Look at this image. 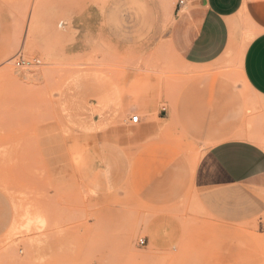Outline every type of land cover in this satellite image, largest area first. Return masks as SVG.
Listing matches in <instances>:
<instances>
[{
	"label": "rangeland",
	"instance_id": "rangeland-1",
	"mask_svg": "<svg viewBox=\"0 0 264 264\" xmlns=\"http://www.w3.org/2000/svg\"><path fill=\"white\" fill-rule=\"evenodd\" d=\"M177 2L0 0V264H264L263 190L201 189L195 181L168 208L183 227L181 240L159 250L140 244L156 211L128 189L95 193L82 178L86 164L96 162L82 155L97 144L80 142L61 111L73 77L101 71L131 96L152 94L161 107H174L197 74L169 44ZM254 35L243 29L237 46L211 71L243 89L247 127L264 134V103L240 70ZM133 116L142 113L127 117ZM161 135L189 155L196 171L207 147L174 126ZM257 140L264 145L263 137ZM142 145L127 143L129 156Z\"/></svg>",
	"mask_w": 264,
	"mask_h": 264
},
{
	"label": "crops",
	"instance_id": "crops-1",
	"mask_svg": "<svg viewBox=\"0 0 264 264\" xmlns=\"http://www.w3.org/2000/svg\"><path fill=\"white\" fill-rule=\"evenodd\" d=\"M248 27L255 35L241 54V76L264 103V0H193L176 14L169 44L197 74L172 108L158 105L152 94L129 95L123 84L101 71L85 70L73 77L72 92L61 111L80 142L97 144L82 155L96 159L95 164H86L82 178L95 193L128 189L139 204L156 211L143 227L146 248L169 250L179 243L183 227L168 208L195 181L201 189L250 186L264 191V145L257 140L264 134L247 127L243 89L211 71L237 46ZM127 80L131 83L134 78ZM138 112L142 117L137 123L127 117ZM168 126L207 147L196 171L189 155L161 135ZM131 129L139 135H129ZM130 142L143 144L131 157L126 147Z\"/></svg>",
	"mask_w": 264,
	"mask_h": 264
},
{
	"label": "built area",
	"instance_id": "built-area-1",
	"mask_svg": "<svg viewBox=\"0 0 264 264\" xmlns=\"http://www.w3.org/2000/svg\"><path fill=\"white\" fill-rule=\"evenodd\" d=\"M192 2L193 0H178L175 10L176 14L183 12ZM21 64L29 67L33 65V63L30 61H21L20 63H18V65ZM131 120L132 122L137 123L139 120V116H133ZM140 244L144 245L145 241L143 239L140 240Z\"/></svg>",
	"mask_w": 264,
	"mask_h": 264
},
{
	"label": "bare ground",
	"instance_id": "bare-ground-1",
	"mask_svg": "<svg viewBox=\"0 0 264 264\" xmlns=\"http://www.w3.org/2000/svg\"><path fill=\"white\" fill-rule=\"evenodd\" d=\"M1 161H2V160H1ZM196 161H197V159H196ZM30 211H31V210H30ZM31 212H32V211H31ZM31 212H30V213H31ZM30 213H28V214H29L28 216H30Z\"/></svg>",
	"mask_w": 264,
	"mask_h": 264
}]
</instances>
